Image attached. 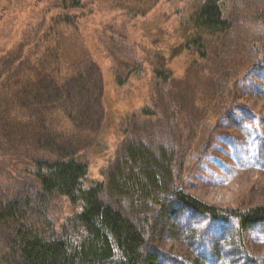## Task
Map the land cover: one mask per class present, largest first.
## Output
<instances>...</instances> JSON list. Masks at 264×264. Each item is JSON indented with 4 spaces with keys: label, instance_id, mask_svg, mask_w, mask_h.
<instances>
[{
    "label": "trees",
    "instance_id": "1",
    "mask_svg": "<svg viewBox=\"0 0 264 264\" xmlns=\"http://www.w3.org/2000/svg\"><path fill=\"white\" fill-rule=\"evenodd\" d=\"M166 1L170 0H139L134 7L123 2L109 10L112 14L118 12L113 23L100 24L99 29L130 42L132 37L127 33L124 19L146 17ZM99 3L113 4L111 0H59L56 7L43 10L41 27L35 29L34 35L22 37L24 41L10 52V60L0 71V87L4 82L7 88L14 90L11 110L0 115V135L5 143L14 145L7 160L39 185L31 187L29 192L15 188L0 196V264H227L226 257L231 254L237 258L233 264H263L260 257L250 253L245 237L248 229L264 224V205L247 209L214 206L186 193L175 183L176 166L181 170L184 166L177 159H181L180 153L184 152L185 130L189 127H180L175 132V146L170 151L163 149L162 159L147 146V134L138 133L139 137L131 140L127 149L129 158L116 163L106 180L89 177V163L80 153L81 136L78 133L67 136L64 132L65 122H69L71 128L76 125L75 132L80 128L68 100L75 97L80 88L91 93L95 114L103 121L110 108L106 103L110 79L95 60L96 63L91 61L83 69L63 76L65 61L61 55L60 31L65 25L75 29L87 25L84 24L87 16L101 11ZM177 14L175 22L161 14L164 27L156 36H142L135 67L125 76L114 71L112 82L124 86L150 70L162 95L169 98L181 93L173 91L175 75L170 63L185 52L196 51L206 58L203 47L207 40L225 36L232 22L225 16L223 0H187ZM170 101L171 107H178V99ZM20 110L24 113L19 114ZM138 111L147 117L156 114L149 104L126 114L132 117ZM172 112L166 109L163 118L168 116L178 121ZM100 126L102 128L103 122ZM159 126V134L171 138L167 133L170 131L167 127L172 128L170 122ZM101 128L97 138L103 136ZM132 161L135 164L131 165ZM115 191L120 197L108 200ZM58 195L77 207L71 218L78 225L74 236L62 231L59 234L47 216L42 220L33 217L41 211L45 200ZM124 197L142 206L150 203L165 209L169 206V214L179 213V216V211L191 209L212 219L211 223L217 222L221 229L224 224L231 227V234L221 236V230L210 236L204 229L192 231L189 236L196 247L192 257L165 255L150 245L148 235L156 226L152 223L150 227L152 218L147 213L130 214L123 210L122 203L127 200ZM181 220L173 225L176 229L182 224ZM4 227L10 232L4 234ZM4 243L7 246L3 247ZM230 247H235L231 249L235 251L227 250Z\"/></svg>",
    "mask_w": 264,
    "mask_h": 264
},
{
    "label": "rangeland",
    "instance_id": "2",
    "mask_svg": "<svg viewBox=\"0 0 264 264\" xmlns=\"http://www.w3.org/2000/svg\"><path fill=\"white\" fill-rule=\"evenodd\" d=\"M58 1L0 0V71L10 60V52L24 41L22 37L34 35L35 29L41 27L39 24L44 18L43 10L56 7ZM111 1L113 4L99 3L101 11L87 16L84 23L87 25L77 29L65 25L60 31L61 55L65 61L63 76L96 61L105 77L110 79L105 101L110 108L103 121L98 120V114H95V106L91 104L94 96L91 93L80 88L79 93L68 100L70 108L77 115V126L80 128L79 132H75L76 125H71V128L69 122H65L64 132L67 136L74 133L81 136L80 153L89 163V177L106 180L116 163L118 165L120 160L129 158L127 149L131 140L139 137L136 136L138 133L147 134V146L157 158L162 159V150L170 151L175 146V132L180 127H189L185 130V155L180 153L181 159H177L184 166L182 170L176 166L174 172L178 187L214 206L247 209L264 205V0H223L225 16L232 22V28L222 38L207 40L203 47L206 58L196 51L185 52L170 63L175 75L173 91L179 90L181 93L169 98L155 86L150 70L142 77L132 78L124 86H118L112 82V78L114 71L125 76L135 67L142 36H156L165 25L161 14L175 22L179 15L177 13L185 7L187 0L162 2L146 17L124 19L127 33L132 37L130 42L104 33L99 25L113 23L118 12L112 14L110 9L123 2L133 7L140 2ZM120 20L117 21L120 23ZM25 40L28 41L27 37ZM13 92L12 88L2 83L0 115L11 110ZM171 98L178 99V107L170 106ZM95 104L99 106L98 102ZM146 104L156 114L147 117L138 111L135 117L127 116L126 113L131 109L139 110ZM166 109L175 112L178 121L168 116L163 118ZM23 113L19 111V114ZM163 122H170L172 126L171 129L167 127L171 138L159 134L157 129ZM100 128L103 136L99 139L96 135ZM5 141L0 135V196L4 191L15 188L29 192L31 187H38L34 178L22 173L14 162L7 160L14 145ZM117 193L115 191L108 196V200L120 197ZM124 198L127 200L122 203L123 210L130 214L147 213L152 218L150 227L152 223L156 226L152 227L148 235L150 245L165 255L184 259L192 257L196 248L189 236L192 231L204 229L211 233L210 236L217 235L221 230V236L231 234V227H225L224 224L221 229L217 222L211 223L212 219H206L191 209L179 211V216V213L169 214V206L166 209L164 206L159 208L157 203L142 206L135 200ZM76 209L66 197L58 195L45 200L41 211L33 217L42 220L47 216L59 234L62 231L74 236L78 225L71 218ZM177 220H181L182 224L176 229L173 225ZM3 229L4 234L10 232L6 227ZM233 239L236 241L237 237ZM245 242L250 253L260 257L264 264V224L248 229ZM226 258L227 264L237 262L235 254L227 255Z\"/></svg>",
    "mask_w": 264,
    "mask_h": 264
}]
</instances>
